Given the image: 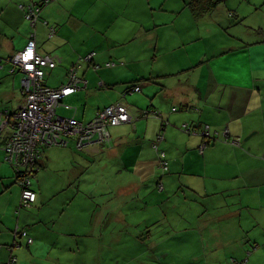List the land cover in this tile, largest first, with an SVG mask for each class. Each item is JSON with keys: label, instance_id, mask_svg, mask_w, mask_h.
<instances>
[{"label": "crops", "instance_id": "1", "mask_svg": "<svg viewBox=\"0 0 264 264\" xmlns=\"http://www.w3.org/2000/svg\"><path fill=\"white\" fill-rule=\"evenodd\" d=\"M187 1L0 0V59L22 50L35 35L38 51L59 59L47 73L48 85L66 84L70 68L78 62V74L88 83L61 100L59 115L88 122L107 105L129 106L130 121L110 127L107 140L81 150L130 152L126 168L136 176L132 198L145 201L147 192H142L141 185L154 187L150 225L157 223L151 231L159 235L150 240V262L143 257L147 250L143 248L136 255L142 256L137 264H234V260L264 264V73L249 61L253 52L264 54V40L246 41L244 47L234 43V50L225 49L232 38L218 40L229 26L238 31L250 20V9L264 8V0H250L251 5L233 2L229 19L222 1L202 16ZM30 2L42 4L35 24L20 6ZM92 51L96 53L91 61L80 59ZM110 61L115 64L108 66ZM22 79L21 72H10L9 64L0 67V94L20 102L19 106L25 101ZM135 86L141 90H134ZM13 110L1 107L3 120ZM155 110L160 116L153 114ZM204 124L209 125V136L185 129L188 125L200 130ZM8 132V128L0 131V264L7 263L11 253L7 245L14 243L17 228L29 233L18 236L13 249L17 264H77L83 247L65 235L88 234L97 239L103 256L109 255L112 240L108 242L104 233L111 230L113 220L126 214L93 213L88 207L87 214L68 215L69 208H64L72 203L69 197L59 210L46 209L48 197L38 189L36 202L20 207L22 188L1 146ZM158 134L163 139L156 150L152 142ZM160 150L168 160L166 171L160 165ZM44 163L41 152L39 172ZM138 169H147L145 177ZM47 185L41 183L40 188ZM158 191L167 194L158 199ZM83 197L90 203L89 195ZM161 214L167 218L164 226H160ZM163 232L166 235L161 236ZM82 259L86 264L111 262L104 257L98 263L96 257Z\"/></svg>", "mask_w": 264, "mask_h": 264}, {"label": "rangeland", "instance_id": "2", "mask_svg": "<svg viewBox=\"0 0 264 264\" xmlns=\"http://www.w3.org/2000/svg\"><path fill=\"white\" fill-rule=\"evenodd\" d=\"M235 1L239 0H222V4L226 6L225 12L228 13L226 14L228 19L229 9H235L230 4ZM242 1H244L246 5H251L250 0ZM253 1L254 3H258L261 0ZM249 16L251 17L250 20L246 19V22L240 26L238 31H236V26H229V28L224 29V36L218 37V40L222 41L225 38H232L230 43H225V49L234 50L237 47L234 46L235 44L241 47L247 46L245 43L246 41L264 40V29H259L258 27L260 24L264 25V8L261 9V11L250 9ZM227 25L232 24L228 23ZM242 33H244V36H242ZM250 47L251 46H249V48ZM249 61L250 64H254L256 70H260V73H264V54L253 52V58L250 57ZM20 79L21 75L16 77L18 86ZM19 103L20 102L16 100L4 99L3 95L0 94V108L5 105V107H11L16 110L19 107ZM70 144L51 145L42 149L43 161L45 162L44 168L38 172L36 178H33V187H36L35 190L38 189L39 193L42 192L48 197L46 209H54L56 207L59 210L63 205V200L69 197L72 199V203L70 206H65L64 208L65 210L69 208L68 215L75 212H84L87 214L91 210L93 213L94 210L95 213H97L98 210H115V214L121 212L126 214L121 220H113L111 230H107L106 233H104V236L108 238V242L112 240L111 247L107 250L110 254L106 257L103 256L104 250L97 247L98 242L96 238L90 237L88 234L86 236L81 235L80 237L65 235L67 240L70 238V242L79 243V245L81 244L83 247V250L78 253L76 263L86 264L82 257L89 256L92 259L94 257L97 258L95 263H98V259L104 257L105 259L110 258V264H137V261L141 260L142 256L136 258V255L140 251H144L143 248L147 249L143 252V255H145L143 257L147 262H150L147 260L148 256H153L150 240L152 236L159 235L151 231L157 223L150 225L153 222L152 216L154 213V207L151 206L150 200L154 199L155 191H152L154 189L152 185L143 184L141 185L142 192L144 194L147 192L144 195L145 201L137 200L135 197L132 198L131 195L136 187L133 178L136 176L132 173V171L134 172L133 169L126 168V163L128 164L131 162L129 158L131 157V153H110L107 149V152L103 150L101 153L92 154L76 148L72 141ZM154 149L156 148L154 147ZM148 155L151 156V152ZM145 156L146 154H144V157ZM159 159L161 165L160 156ZM157 170L159 173H162L161 169ZM138 171L143 173L145 177L147 169H138ZM145 181L146 180H144V182ZM41 183L44 186L45 184L49 185L42 190L40 188ZM166 194L167 191L163 193L158 191L157 197L158 199H162ZM88 195L90 196V203H87L83 199V196ZM88 207H90L91 210L85 212V209ZM141 214L144 215V218L140 216ZM63 217H66V211L63 212ZM159 219L160 226H164L167 222V218L161 214ZM92 223L91 219L89 225L91 226ZM76 224L78 225V223ZM148 225H150V227H148ZM157 228L158 227H156V229ZM164 235H166V233L163 232L161 236ZM119 238L121 239L119 240ZM86 241L87 244L85 243ZM88 241L94 242L95 247L92 248ZM137 241H139V243ZM108 242L107 246L110 245ZM75 250H78V245H76ZM160 251L170 253V249H163ZM162 256L163 253L160 254V258H162Z\"/></svg>", "mask_w": 264, "mask_h": 264}, {"label": "built area", "instance_id": "3", "mask_svg": "<svg viewBox=\"0 0 264 264\" xmlns=\"http://www.w3.org/2000/svg\"><path fill=\"white\" fill-rule=\"evenodd\" d=\"M25 11V17L35 24L39 19L41 6L35 2L20 4ZM95 51L88 53L83 60H92ZM11 62L20 68L23 73L22 90L25 95L24 103L16 110L7 111L8 116L3 120L0 114V131L8 128L10 132L2 139V148L5 157L15 168L16 180L22 188L20 207L32 206L38 197L33 187V178L37 177L40 166V154L42 147L51 145H65L69 141L75 143V147L82 149L92 142H103L110 137V126L118 125L132 119L130 108L127 104L116 102L99 109L95 117L88 121H82L75 116H61L57 108L61 100L75 92L81 85H87V80L80 77L78 70L80 62L74 63L68 73V82L59 87H53L45 82L47 68H56L59 59L52 54L40 53L37 49L35 35H32L26 46L15 52ZM115 62H108V66ZM47 65L46 69L44 66ZM99 66V64L97 65ZM80 82H84L81 84ZM134 90H141L135 86ZM148 115V114H147ZM188 132H196L209 136L210 128L204 124L200 130L185 125ZM163 135L159 134L154 147L159 150V144ZM204 148V145L201 146ZM161 167L168 169V160L164 151L159 152ZM163 186L161 185V189ZM26 229L17 228L14 231V243L8 244L11 251L6 264H17V256L13 249L18 244L19 235H28ZM3 245L0 244V248ZM234 264H241L234 260Z\"/></svg>", "mask_w": 264, "mask_h": 264}, {"label": "trees", "instance_id": "4", "mask_svg": "<svg viewBox=\"0 0 264 264\" xmlns=\"http://www.w3.org/2000/svg\"><path fill=\"white\" fill-rule=\"evenodd\" d=\"M221 1L222 0H188L186 3H187V5L191 8V10L197 15V16H202L203 14H205V13H210V12H212V11H214L216 8H217V6H218V4L219 3H221ZM35 3H37L38 5H42L40 2H35ZM231 15H233L232 13H230ZM39 18V17H38ZM28 20V19H27ZM29 22H30V20H28ZM17 52V51H16ZM15 53V52H14ZM13 53V54H14ZM13 54H11V55H9L8 57H6V58H4V57H2L1 59H0V66H5V64H9L10 65V72L11 73H20L21 72V70H20V68L19 67H17L16 65H14L12 62H11V60H10V58H11V56L13 55ZM49 69H52V68H48L47 69V71L49 72ZM22 73V72H21ZM23 74V73H22ZM46 76H47V73H46ZM46 78V77H45ZM153 114L155 115V116H160V112H158L157 110H155L154 112H153ZM2 115V117H3V115L4 114H1ZM5 115H6V118H7V116H8V113H5ZM148 116V115H147ZM159 135V134H158ZM4 138V137H3ZM2 141H3V139H2ZM155 142V140L152 142V143H154ZM154 146V145H153ZM46 147V146H45ZM44 147H42V149H43ZM42 149H41V152H42ZM4 153H5V151H4ZM6 158V157H5ZM7 160V159H6ZM15 176H16V174H15Z\"/></svg>", "mask_w": 264, "mask_h": 264}, {"label": "bare ground", "instance_id": "5", "mask_svg": "<svg viewBox=\"0 0 264 264\" xmlns=\"http://www.w3.org/2000/svg\"><path fill=\"white\" fill-rule=\"evenodd\" d=\"M47 65L44 66V68L46 69ZM50 68H54V67H50ZM48 69V68H47Z\"/></svg>", "mask_w": 264, "mask_h": 264}, {"label": "water", "instance_id": "6", "mask_svg": "<svg viewBox=\"0 0 264 264\" xmlns=\"http://www.w3.org/2000/svg\"><path fill=\"white\" fill-rule=\"evenodd\" d=\"M1 67V66H0Z\"/></svg>", "mask_w": 264, "mask_h": 264}]
</instances>
